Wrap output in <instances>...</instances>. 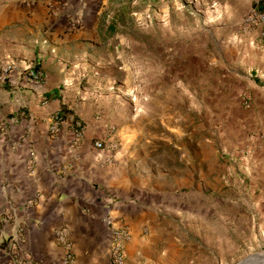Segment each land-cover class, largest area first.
Instances as JSON below:
<instances>
[{"label": "rangeland", "instance_id": "374dc122", "mask_svg": "<svg viewBox=\"0 0 264 264\" xmlns=\"http://www.w3.org/2000/svg\"><path fill=\"white\" fill-rule=\"evenodd\" d=\"M257 4L127 0L105 20L110 45L86 57L72 99L95 108L96 138L183 210L142 229L131 264H238L264 251V41L244 22Z\"/></svg>", "mask_w": 264, "mask_h": 264}, {"label": "crops", "instance_id": "0c3cea01", "mask_svg": "<svg viewBox=\"0 0 264 264\" xmlns=\"http://www.w3.org/2000/svg\"><path fill=\"white\" fill-rule=\"evenodd\" d=\"M126 1L63 0L54 11L44 0H0V264H65L56 238L62 227L75 264H110L108 214L113 226L133 232L125 243L131 264L142 255L144 227L160 228L167 215L174 221L183 216L177 192L130 176L122 151L107 161L109 153L93 145L99 136L95 108L72 99L75 81L92 66L86 57L110 45L115 29L105 20L114 19ZM76 15L82 24L71 28ZM9 63L41 70L45 80L32 83L18 70L3 78Z\"/></svg>", "mask_w": 264, "mask_h": 264}, {"label": "built area", "instance_id": "2783aa9c", "mask_svg": "<svg viewBox=\"0 0 264 264\" xmlns=\"http://www.w3.org/2000/svg\"><path fill=\"white\" fill-rule=\"evenodd\" d=\"M49 9L57 11L63 4V0H44ZM247 25L258 26L256 36L264 41V8L262 4H257L250 8L246 18L244 19ZM82 24V19L80 16L76 15L71 17L70 26L71 28H78ZM2 77L6 78L11 74L12 71L18 70V72L27 80L32 83L43 82L45 80V74L43 71L35 69L31 66L24 68H17L13 63L6 64L2 67ZM53 124L50 127L52 132L57 131V123L59 121V115L55 114L52 117ZM73 133L76 139H79L82 136V129L79 127V124L76 125ZM93 145L99 150H105L109 153L110 157L107 158V161H113L114 150L116 144L108 141L105 142L99 138H96L93 142ZM33 154V153H31ZM113 218L111 215H107L103 218V221L106 222L111 229L112 239L109 247V262L110 264H126V252H125V243L132 238V233L128 226H113ZM57 241L64 246V263L65 264H75V259L72 252V243L69 241L67 228L62 227L56 232ZM14 239V241H17ZM18 264H35L30 259H23Z\"/></svg>", "mask_w": 264, "mask_h": 264}, {"label": "bare ground", "instance_id": "6f19581e", "mask_svg": "<svg viewBox=\"0 0 264 264\" xmlns=\"http://www.w3.org/2000/svg\"><path fill=\"white\" fill-rule=\"evenodd\" d=\"M264 261V251L259 254H252L244 261L239 262L238 264H253L255 261Z\"/></svg>", "mask_w": 264, "mask_h": 264}, {"label": "trees", "instance_id": "16d2710c", "mask_svg": "<svg viewBox=\"0 0 264 264\" xmlns=\"http://www.w3.org/2000/svg\"><path fill=\"white\" fill-rule=\"evenodd\" d=\"M260 2H262V4H263V8H264V0H260Z\"/></svg>", "mask_w": 264, "mask_h": 264}]
</instances>
